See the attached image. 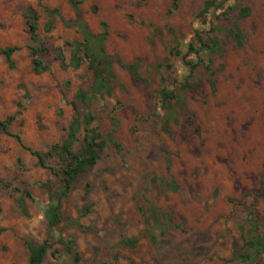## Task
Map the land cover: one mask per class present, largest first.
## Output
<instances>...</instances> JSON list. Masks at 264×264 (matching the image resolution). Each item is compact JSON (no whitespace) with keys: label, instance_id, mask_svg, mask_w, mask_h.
<instances>
[{"label":"rangeland","instance_id":"obj_1","mask_svg":"<svg viewBox=\"0 0 264 264\" xmlns=\"http://www.w3.org/2000/svg\"><path fill=\"white\" fill-rule=\"evenodd\" d=\"M206 0H80L78 13L68 0H0V49L16 46L13 67L0 56V119L13 116L10 131L35 150H45L65 136L77 89H88L94 71L82 58L72 65V42H81L74 27L50 19L42 6L58 9L65 22L79 15L93 35L107 37L105 54L112 60L111 96L91 105L94 126L112 142L99 153L96 165L80 175L62 200V222L55 233L74 241L72 253L55 243L43 264H263L232 259L242 246L240 225L252 210L264 231V0H232L216 21L220 53L210 58L211 71L199 67L183 96L184 109L170 133L153 115L160 78L174 87L187 74L173 44L185 52L202 25L199 12ZM38 15V42L48 50L40 57L49 70H31L23 13ZM242 7L247 17L238 16ZM235 22L244 35L238 47L228 34ZM60 50L65 68L56 59ZM161 64L162 67L158 68ZM169 65L170 68L165 66ZM136 66L135 81L128 67ZM185 110V111H184ZM186 112V114L183 113ZM82 135H80V141ZM75 143L74 149L80 146ZM20 160L18 165L17 160ZM167 160L170 163L166 169ZM36 158L12 137L0 132V178L26 189L22 213L15 194L0 187V264H27L30 241L46 237L43 207L59 177L37 166ZM47 164L58 169L56 157ZM178 186L170 189L171 178ZM87 185V186H86ZM155 206L160 228L154 227L149 207ZM166 214L169 221L162 217ZM77 223L79 226L73 225ZM134 239V247L122 244ZM56 252V255H53Z\"/></svg>","mask_w":264,"mask_h":264},{"label":"trees","instance_id":"obj_2","mask_svg":"<svg viewBox=\"0 0 264 264\" xmlns=\"http://www.w3.org/2000/svg\"><path fill=\"white\" fill-rule=\"evenodd\" d=\"M41 6L43 0H35ZM232 0H206L199 12L202 25L205 29H196L193 33V41L187 44L185 52L175 43L169 52L170 56L177 57L186 68L187 74L182 79L174 80L176 84H168L167 79L160 78V86L157 90V102L154 108L153 115L160 120L161 130L168 134L171 126L176 123V116L184 109V101L182 94L192 89L193 84L190 79L196 74L199 67H202L207 72L211 71L210 58H204V55L209 56L213 53H220V45L218 38L212 33L220 32L216 21L223 16L224 12L229 9L227 3ZM80 0H68L70 7L78 13V4ZM44 12L53 19L58 17L66 27H74L76 32L81 37V42H72L67 44L71 48V53L74 60L71 64L76 66L77 62L82 58L77 57L76 53L82 51V57L89 62V69L94 71V81L88 89L79 88L74 93V100L70 103L73 111L71 121L69 122L65 136L59 143L49 145L45 150H35L26 146L18 134L10 131V125L14 119L13 116H8L5 119H0V132L12 137L24 150L29 152L36 158L37 166L51 171L55 176L59 177L60 187L55 192L49 191V203L43 207V216L46 221V237L40 243L35 244L30 241L25 243L27 248V264H43L46 253L52 248L55 243L62 245L66 253H72L74 250V241L71 238L62 239L56 236V232L60 229L62 216L61 206L62 200L66 199L72 190L75 180L82 174L92 169L98 159L99 153L106 146V141L119 148L118 144L112 140V136L104 137L94 126L95 116L92 114L91 105L95 98H104L111 96V88L109 82L111 77L102 75V69H106L110 73L112 60L105 54L103 43L107 37L105 23H101L102 33L93 35L82 18L78 15L73 22H65L59 15L58 9L42 6ZM176 8V0H173L172 9ZM249 14L248 7H242L239 10L238 16L241 18L247 17ZM25 31L29 37L31 45L29 46V56L31 70L34 74L39 75L49 70V65L40 55L48 50L45 45H37L38 42V20L39 15L33 7H28L23 13ZM228 34L232 38L236 46L242 47L244 44V35L237 23L232 22L228 30ZM18 50L16 46H7L0 49V56L4 58L8 67H13V54ZM56 59L60 63L61 68H65V59L60 50L57 51ZM162 65L159 64L158 68ZM170 68L169 65L165 66ZM128 70L133 74L135 81L140 78L137 75V67L130 66ZM182 108V109H181ZM185 111V110H184ZM186 114V112H184ZM80 135L82 139L80 141ZM80 141V146L77 150L74 149L75 143ZM56 157L59 167L55 170L47 164L49 158ZM18 165L20 160H17ZM170 163L167 160L166 169L169 170ZM171 178V177H170ZM170 189L176 191L177 184L171 178L169 181ZM87 186V185H86ZM0 187L9 189L15 194V202L18 209L25 213L26 205L25 198L31 199V194L26 189H19L11 185V183L0 178ZM260 197H264V182L261 186ZM162 217L169 221L166 214ZM149 218L153 220L154 227L146 232L151 240L154 239L153 233L155 228H160L158 221V212L155 206L149 207ZM73 225L79 226L76 222ZM242 236V246L233 252L232 259L239 262H251L259 258L264 264V231L259 224L257 217L251 210L243 223L239 227ZM5 231L0 228V233ZM136 241L134 239H124L122 244L128 247H134ZM56 255V252H53Z\"/></svg>","mask_w":264,"mask_h":264}]
</instances>
